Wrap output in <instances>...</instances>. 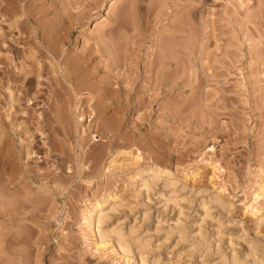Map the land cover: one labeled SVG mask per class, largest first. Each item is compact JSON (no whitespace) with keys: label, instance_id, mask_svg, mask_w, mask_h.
<instances>
[{"label":"rangeland","instance_id":"rangeland-1","mask_svg":"<svg viewBox=\"0 0 264 264\" xmlns=\"http://www.w3.org/2000/svg\"><path fill=\"white\" fill-rule=\"evenodd\" d=\"M112 1L0 0V264H264V0Z\"/></svg>","mask_w":264,"mask_h":264},{"label":"bare ground","instance_id":"bare-ground-1","mask_svg":"<svg viewBox=\"0 0 264 264\" xmlns=\"http://www.w3.org/2000/svg\"><path fill=\"white\" fill-rule=\"evenodd\" d=\"M52 1V0H51ZM135 1V0H134ZM133 1V2H134ZM114 2V0L111 2V3H113ZM8 3H10V2H8ZM29 3V2H28ZM110 3V4H111ZM11 5V4H10ZM131 5V4H130ZM134 5V4H133ZM133 5H131L132 7H133ZM5 6V5H4ZM7 7V6H6ZM9 8V7H8ZM140 8V7H139ZM21 9V8H20ZM134 9V8H133ZM136 9V8H135ZM4 10V9H3ZM133 11V10H132ZM131 11V9H129L128 10V12H132ZM146 11V10H145ZM137 12V11H136ZM6 13V12H5ZM135 13V11L134 12H132V14H130V16H132L133 14ZM16 14V13H15ZM136 14V13H135ZM135 14H134V16H132V17H134V18H132V19H135V20H137L136 19V17H135ZM198 14V13H197ZM11 16V15H10ZM129 16V15H128ZM141 18V17H140ZM132 19H131V22H130V24L132 23ZM142 19V18H141ZM147 19V18H146ZM148 20V19H147ZM3 21H4V19H3ZM39 21V20H38ZM139 21V20H138ZM137 21V22H138ZM136 21L134 22V23H137ZM142 22H144V21H142ZM139 23V22H138ZM148 23V22H147ZM146 22H145V24H147ZM98 24V22L94 25V26H96ZM141 24V23H140ZM11 25V24H10ZM40 25V24H39ZM132 25H135V24H132ZM132 25H131V27L130 28H134L135 27V29H136V26L137 27H141V26H138V25H136V26H133L132 27ZM41 26V25H40ZM11 27V26H10ZM41 28V27H40ZM129 28V27H128ZM142 28V27H141ZM141 28H137L138 30H140ZM149 29V28H148ZM34 30V29H33ZM132 30V29H131ZM134 30V29H133ZM148 31V30H147ZM43 32V31H42ZM40 34V33H39ZM44 34V33H43ZM133 34V33H132ZM41 36V35H40ZM207 36V35H206ZM207 37H210V36H207ZM46 38V37H45ZM206 38V37H205ZM39 39H40V42H41V39H42V37L40 38L39 37ZM209 39V38H208ZM44 40V39H43ZM170 40V39H169ZM168 40V41H169ZM32 41H33V39H32ZM47 41V40H46ZM205 41V40H204ZM210 41V40H209ZM1 43V42H0ZM42 43H43V41H42ZM45 43V42H44ZM43 43V44H44ZM206 43H208V42H206ZM206 43H205V45H204V48H205V46H206ZM170 44H172V43H170ZM169 44V45H170ZM204 44V43H203ZM4 45V44H3ZM35 45V44H34ZM51 45V44H50ZM185 45V44H184ZM162 46V45H161ZM172 46V45H171ZM189 46V45H188ZM30 47V46H29ZM38 47V46H37ZM36 47V48H37ZM163 47V46H162ZM203 47V46H202ZM33 48V47H32ZM35 48V49H36ZM39 48H41V47H39ZM171 48V47H170ZM183 48H185V46L183 47ZM186 48H188V47H186ZM203 48V49H204ZM34 49V50H35ZM161 49V48H160ZM16 50H18V49H16ZM32 50V49H31ZM42 50V49H41ZM164 50V49H163ZM36 51V50H35ZM53 51V50H52ZM55 51V50H54ZM165 51V50H164ZM41 52V51H40ZM170 52V51H169ZM34 53H36V52H34ZM52 53H54V52H52ZM25 54V53H24ZM27 54V53H26ZM40 54V53H39ZM50 54V53H49ZM90 54V53H89ZM32 55V54H31ZM43 55V54H42ZM46 55V54H45ZM82 55V54H81ZM163 55H164V53H163ZM1 56V55H0ZM16 56V55H15ZM18 56V55H17ZM44 56V55H43ZM85 56V55H84ZM157 56V55H156ZM166 56V55H165ZM168 56V55H167ZM171 56H172V53H171ZM3 57V56H2ZM53 57V56H52ZM57 57V56H56ZM163 57V56H162ZM174 57V56H173ZM12 58V57H11ZM10 58V59H11ZM21 58V57H20ZM13 59V58H12ZM26 59V58H25ZM36 59V58H35ZM41 59V58H40ZM155 59V58H154ZM159 59V58H158ZM158 59H157V62H159L158 61ZM160 59H163V58H160ZM159 59V60H160ZM167 59H169V58H167ZM3 60H5V59H3ZM60 60V59H59ZM80 60V59H79ZM156 60V59H155ZM173 60V59H172ZM164 61V60H163ZM176 61H177V59H176ZM179 61V60H178ZM201 61V63L203 62L202 60H200ZM5 62V61H4ZM41 62V61H40ZM153 62V61H152ZM169 62V61H168ZM9 63V62H8ZM13 63V62H12ZM162 63V62H161ZM83 64V63H82ZM155 64V63H154ZM62 65H64V64H62ZM169 65V64H168ZM167 65V66H168ZM6 66V65H5ZM10 66V65H9ZM17 66V65H16ZM31 66V65H30ZM29 66V67H30ZM33 66V65H32ZM41 66V65H40ZM43 66V65H42ZM54 66V65H53ZM151 66L153 67L154 65H152L151 64ZM171 66V65H170ZM174 66V65H173ZM204 66V65H203ZM202 66V67H203ZM2 66L0 65V68H1ZM13 67V66H12ZM60 67V66H59ZM155 67V66H154ZM10 68V67H9ZM40 68V67H39ZM2 69V68H1ZM15 69V68H14ZM38 69V68H37ZM163 69V68H162ZM165 69V68H164ZM169 69V68H168ZM172 69V68H171ZM184 69V68H183ZM203 69V68H202ZM202 69H201V71H202ZM204 69H205V67H204ZM8 70V69H7ZM28 70V69H27ZM41 70V69H40ZM186 70V69H185ZM15 71V70H14ZM31 71V70H30ZM207 70H205L204 72H206ZM11 72V71H10ZM156 72V71H155ZM185 72V71H184ZM203 72V71H202ZM203 72V73H204ZM72 73V72H71ZM79 73V72H78ZM163 73V72H162ZM165 73V72H164ZM207 73V72H206ZM23 74V73H22ZM26 74H27V72H26ZM30 74V73H29ZM183 74V73H182ZM199 74V73H198ZM15 75V74H14ZM19 75V74H18ZM64 75V74H63ZM86 75V74H85ZM161 75V74H160ZM204 75H205V73H204ZM30 76V75H29ZM39 76V75H38ZM32 77V76H31ZM66 77V76H65ZM160 77V76H159ZM180 77V76H179ZM37 78V77H36ZM59 78H60V76H59ZM154 78V77H153ZM182 78H183V76H182ZM187 78V77H186ZM190 78V77H189ZM197 78V77H196ZM193 79H195V78H192V80ZM19 80V79H18ZM39 80V79H38ZM60 80V79H59ZM58 80V81H59ZM69 80V79H68ZM159 80V79H158ZM161 80V79H160ZM159 80V81H160ZM169 80V79H168ZM174 80H175V78H174ZM179 80V79H178ZM182 80V79H181ZM181 80H180V82H181ZM185 78H184V82H185ZM188 80V79H187ZM186 80V82H188L189 83V80H191V79H189L188 81ZM196 80H198V78L196 79ZM151 81V80H150ZM155 81V80H154ZM158 81V82H159ZM195 81V80H194ZM194 81H190L191 83H194ZM198 81H200V80H198ZM156 82V81H155ZM166 82V81H165ZM175 82V81H174ZM186 82H185V84L183 83V84H179V85H185V87L187 88V86H186ZM61 83V82H60ZM93 83V82H92ZM169 83H170V80H169ZM188 83H187V85H188ZM195 83H199V82H195ZM194 83V85L193 84H191L192 85V87L194 86H196V84ZM59 84V83H58ZM154 84V83H153ZM176 84V83H175ZM1 85V84H0ZM21 85V84H20ZM62 85V84H61ZM134 85V84H133ZM157 85H160L159 83H157ZM164 85V84H163ZM166 85H167V82H166ZM172 85V84H171ZM200 85V84H199ZM13 86V85H12ZM70 86V85H69ZM128 86V85H127ZM176 86V85H175ZM188 86H190V85H188ZM14 87V86H13ZM59 87V86H58ZM68 87V86H67ZM73 87V86H72ZM94 87V86H93ZM129 87V86H128ZM185 87H181V88H184V90H185ZM200 86H196L195 88H199ZM39 88V87H38ZM60 88H61V86H60ZM59 88V89H60ZM71 88V87H70ZM92 88V87H91ZM105 88V87H104ZM191 88V87H190ZM67 89V88H66ZM101 89V88H100ZM103 89V88H102ZM113 89V88H112ZM147 89V88H146ZM79 90V89H78ZM117 90V89H116ZM152 90V89H151ZM192 91H193V89H191ZM191 90H190V92H191ZM102 91V90H101ZM189 91V90H188ZM111 92V91H110ZM116 92V91H115ZM118 92V91H117ZM130 92V91H129ZM136 92V91H135ZM69 93H71V92H69ZM106 93V92H105ZM112 93V92H111ZM95 94V93H94ZM109 94V93H108ZM143 94V93H142ZM141 94V95H142ZM10 95V94H9ZM71 95V94H70ZM136 95V94H135ZM95 96H96V94H95ZM114 96V95H113ZM148 96V95H147ZM150 96V95H149ZM191 96H193L192 94H191ZM7 97V96H6ZM11 97V96H10ZM34 97V96H33ZM125 97V96H124ZM28 98V97H27ZM74 98V97H73ZM100 98V97H99ZM19 99V98H18ZM31 99V100H30ZM28 101V103H32L33 102V100H32V98H30ZM72 99V98H71ZM98 99V98H97ZM126 99V98H125ZM140 99V98H139ZM14 100V99H13ZM17 100V99H16ZM54 100V99H53ZM101 100V99H100ZM103 100H104V98H103ZM123 100H124V98H123ZM137 100V99H136ZM135 100V101H136ZM197 100H198V98H197ZM15 101V100H14ZM52 101V100H51ZM73 101V100H72ZM128 101V100H127ZM152 101V100H151ZM199 101V100H198ZM27 102V101H26ZM70 102V101H69ZM142 102V101H141ZM150 102V101H149ZM125 103V102H124ZM8 104V103H7ZM135 104V103H134ZM141 104V103H140ZM131 105V104H130ZM137 158V157H136ZM112 160V159H111ZM113 160H114V158H113ZM115 161V160H114ZM114 163V162H113ZM160 173V174H168V172L167 171H164L163 169H160V168H137L136 170H135V175H134V177H139V178H141L145 173ZM141 182V181H140ZM143 184H144V182H143ZM145 185V184H144ZM110 192H108V193H105V194H103L102 195V197H101V199L100 200H98V201H96L93 205H91V207H89V209L87 210V213H88V217H87V221H88V223L89 222H92V221H94L95 222V224H96V226L98 227L99 226V224H100V222H101V219H102V215L99 213V214H97L95 217H92V215H93V213L94 212H96V211H98V210H100L102 207H104L105 205H107L108 203H111V205L113 204H115V205H120L121 203L119 202V199H118V197L114 194L113 195V193H111V194H109ZM117 201L119 202V204L117 203ZM111 208V207H110ZM101 211V210H100ZM93 222V223H94ZM96 227V228H97ZM119 243V242H118ZM120 244V243H119ZM120 249L119 250H122L123 252H124V250H125V247H122V246H120L119 247ZM123 248H124V250H123ZM3 259V258H2ZM2 261V260H1ZM3 262V261H2Z\"/></svg>","mask_w":264,"mask_h":264}]
</instances>
